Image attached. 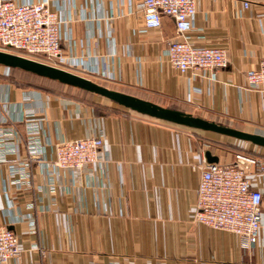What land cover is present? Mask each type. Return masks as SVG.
<instances>
[{
    "label": "crops",
    "instance_id": "obj_1",
    "mask_svg": "<svg viewBox=\"0 0 264 264\" xmlns=\"http://www.w3.org/2000/svg\"><path fill=\"white\" fill-rule=\"evenodd\" d=\"M196 6L191 41L226 48L231 64L182 75L164 57L177 36L174 21L164 16L160 29H145L142 0H49L71 20L59 36L65 53L76 58L72 73L84 77L92 65L100 76L90 79L104 76L119 90L264 136V91L246 79L264 58V0H196ZM7 72L0 65V73ZM106 100L108 110L98 112L74 98L0 80V224L20 236L23 250L9 264H264V205L253 251L243 250L235 234L194 221L197 167L209 162L207 152L229 164L236 155L215 144H247L263 155L264 147ZM100 133L110 154L104 168L92 166L73 178L33 161L30 179L16 186L10 164L29 161L30 140L40 142L49 161L55 157L49 142Z\"/></svg>",
    "mask_w": 264,
    "mask_h": 264
},
{
    "label": "built area",
    "instance_id": "obj_2",
    "mask_svg": "<svg viewBox=\"0 0 264 264\" xmlns=\"http://www.w3.org/2000/svg\"><path fill=\"white\" fill-rule=\"evenodd\" d=\"M142 3L140 16L145 29H160L164 16L174 21L177 36L169 42L164 57L182 75L190 71L206 73L231 64L226 48L200 46L191 41L189 33L194 29L197 15L196 0H142ZM244 6L248 8L249 2L246 1ZM69 21V16L49 7V0H0V48L30 56L43 55L49 65L69 71L77 66L76 58L65 53L59 36L60 26ZM69 35L71 40V32ZM94 74L100 76L97 68L95 70L91 65L84 77L90 79ZM101 78L107 79L104 76ZM246 79L250 88L264 91V58L258 68L246 72ZM27 119L31 124L33 119ZM29 130L35 132L31 126ZM49 143L55 150L53 159L45 160L40 142L30 140L29 161L18 158L10 164V169L18 174L15 180L18 188H23L30 179L29 163L33 161L39 167L49 169L48 172L53 167L57 171L69 172L73 178L78 172L92 166L104 168L110 162L103 133ZM4 146V141L0 139V148ZM11 150L15 152L17 146ZM197 169L201 178L194 221L235 234L243 250L253 251L259 243L263 227L264 155L257 153L253 158L238 155L229 164L205 160ZM50 181L53 182V178ZM22 252L20 236L6 224H0V264H9Z\"/></svg>",
    "mask_w": 264,
    "mask_h": 264
},
{
    "label": "water",
    "instance_id": "obj_3",
    "mask_svg": "<svg viewBox=\"0 0 264 264\" xmlns=\"http://www.w3.org/2000/svg\"><path fill=\"white\" fill-rule=\"evenodd\" d=\"M0 65L8 68L21 69L37 76L59 81L67 86L93 93L97 96L111 100L119 106L150 118L182 125L192 129L215 132L264 147V136L259 134L248 133L220 125L193 114L164 107L123 92L110 90L81 75L27 57L0 50ZM207 158L210 163H218L219 161L218 158L212 156L210 152H207Z\"/></svg>",
    "mask_w": 264,
    "mask_h": 264
},
{
    "label": "trees",
    "instance_id": "obj_4",
    "mask_svg": "<svg viewBox=\"0 0 264 264\" xmlns=\"http://www.w3.org/2000/svg\"><path fill=\"white\" fill-rule=\"evenodd\" d=\"M34 57L39 62L46 63V57L45 56L38 55V56H34ZM0 80L10 82V83H14V84L15 83L20 84L23 86V88H34L38 91L44 92L46 94L54 95V96L62 95V89L63 88H67L69 92L75 90L78 93V95H77L78 100L79 99L84 100L83 96H87V97L91 96L92 97L95 95L93 93H90V92H87V91H84L81 89H77V88H74L71 86H67L63 83H60L59 81H54V80H51L48 78L40 77V76H37L35 74L29 73V72H26V71H23V70L17 69V68H8L7 73H5V74L0 73ZM91 80L102 85V86H104V87H106V88H108V89H110V90L123 92V93L129 94L131 96H134L136 98L143 99V100L161 105L157 101H153V100H150L147 98H142V97H139L133 93H128V92H125L123 90H119L117 88V86L114 84V82H112L110 80L100 78V77L92 78ZM86 102H89V101H86ZM161 106H163V105H161ZM164 107H166V106H164ZM169 108L192 114L188 108H178V107H174V106L169 107ZM96 111L99 112V110H97V109H96ZM111 111H114V109H111ZM215 145H218V147L224 151H229V152L234 153L236 156L242 155V156L249 157V158H253L254 156H256L255 152L241 149L240 147L233 145V144H215Z\"/></svg>",
    "mask_w": 264,
    "mask_h": 264
},
{
    "label": "rangeland",
    "instance_id": "obj_5",
    "mask_svg": "<svg viewBox=\"0 0 264 264\" xmlns=\"http://www.w3.org/2000/svg\"><path fill=\"white\" fill-rule=\"evenodd\" d=\"M1 51H5V52H9V53H12V54H16V55H20V56H23V57H27V58H30V59H33V60H36L38 61L34 56H30V55H27L23 52H19V51H14V50H11V49H8V48H0ZM43 63V62H42ZM45 64H48L49 63L47 62L46 60V63ZM89 79V78H88ZM14 84V83H13ZM16 84V83H15ZM16 85H20V84H16ZM21 87H23L22 85H20ZM30 89H34V88H30ZM77 95L78 93L73 90V91H68L67 88H63L62 89V95L60 96H64V97H69V98H74V99H77ZM83 99L84 100H80L81 102L87 104V105H91L92 107L96 108L97 110H99L100 112L101 111H107V109L109 108L110 105V101H107L106 99H102L101 97L97 96V95H94V96H90V97H87V96H83ZM78 100V99H77ZM85 101V102H84ZM86 101H89V102H86ZM95 109V110H96ZM193 115L195 116H198V114L196 113H192ZM225 142V141H224ZM221 144H231L229 142H226V143H221ZM241 149H244V150H248V151H251L249 150V148L247 147V144L246 146H240ZM257 154L256 151H253ZM259 153V152H258Z\"/></svg>",
    "mask_w": 264,
    "mask_h": 264
}]
</instances>
